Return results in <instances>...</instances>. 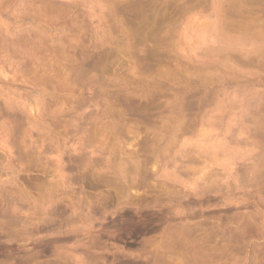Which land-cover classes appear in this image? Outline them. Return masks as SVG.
<instances>
[{
	"label": "rangeland",
	"instance_id": "374dc122",
	"mask_svg": "<svg viewBox=\"0 0 264 264\" xmlns=\"http://www.w3.org/2000/svg\"><path fill=\"white\" fill-rule=\"evenodd\" d=\"M0 264H264V0H0Z\"/></svg>",
	"mask_w": 264,
	"mask_h": 264
}]
</instances>
